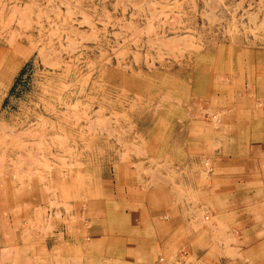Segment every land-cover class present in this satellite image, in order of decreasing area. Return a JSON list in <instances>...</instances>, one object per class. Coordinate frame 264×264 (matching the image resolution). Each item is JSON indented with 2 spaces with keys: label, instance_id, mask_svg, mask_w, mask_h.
Instances as JSON below:
<instances>
[{
  "label": "rangeland",
  "instance_id": "obj_1",
  "mask_svg": "<svg viewBox=\"0 0 264 264\" xmlns=\"http://www.w3.org/2000/svg\"><path fill=\"white\" fill-rule=\"evenodd\" d=\"M263 128L264 0H0V264H264Z\"/></svg>",
  "mask_w": 264,
  "mask_h": 264
},
{
  "label": "crops",
  "instance_id": "obj_2",
  "mask_svg": "<svg viewBox=\"0 0 264 264\" xmlns=\"http://www.w3.org/2000/svg\"><path fill=\"white\" fill-rule=\"evenodd\" d=\"M257 140V141H256ZM250 141L253 143V150L252 153L249 157L246 158L247 161H249L250 163L254 162L255 166H260V170L261 168H263L264 170V128L262 130H256V131H252L250 133ZM252 165V164H251ZM258 171V173L256 172V174H247L246 177H252L253 180H248V182L250 183H245L243 185L241 184H237L236 178L234 180V182L230 185V186H225L229 188V190H232V193H236L237 192H243V193H248L251 194V196L254 194H258V193H263L264 194V171ZM242 176V175H241ZM264 197V196H263ZM259 199L257 201H255V203H258L260 201L263 200V198L261 199V197H258ZM160 212L157 215L158 218H161L164 221H168V220H174L176 216H179L180 213H182V210L179 208V206H171V207H167L165 205L160 206ZM238 217L236 216L235 218H233V224L232 225H238V224H252L254 225V218H247V216H242L243 214L241 212L237 213ZM253 235V240L257 239V233L256 231L252 230L250 231V235ZM235 237V235H234ZM251 238V237H250ZM239 241H241L242 237L239 236L238 237ZM248 239V238H247ZM249 240V239H248ZM205 240H203L204 243ZM92 243H95V241H91ZM92 247V246H90ZM88 246V248H90ZM203 249L205 251V246L203 245ZM94 248H91V251H93ZM154 255L148 253L147 254V258L146 260H149V263L151 262V260L153 259Z\"/></svg>",
  "mask_w": 264,
  "mask_h": 264
},
{
  "label": "built area",
  "instance_id": "obj_3",
  "mask_svg": "<svg viewBox=\"0 0 264 264\" xmlns=\"http://www.w3.org/2000/svg\"><path fill=\"white\" fill-rule=\"evenodd\" d=\"M207 166H208V164H206ZM207 220H208V218H207Z\"/></svg>",
  "mask_w": 264,
  "mask_h": 264
}]
</instances>
